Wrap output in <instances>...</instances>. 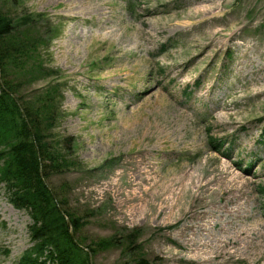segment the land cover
<instances>
[{
	"label": "rangeland",
	"instance_id": "1",
	"mask_svg": "<svg viewBox=\"0 0 264 264\" xmlns=\"http://www.w3.org/2000/svg\"><path fill=\"white\" fill-rule=\"evenodd\" d=\"M0 7L15 20L34 16L47 38L41 59L53 75L21 80L20 94L59 84L49 139L69 167L50 183L67 186L86 222L81 240L121 241L94 264H132L123 246L132 232L151 264H264V0ZM30 224L0 182V264L32 246Z\"/></svg>",
	"mask_w": 264,
	"mask_h": 264
},
{
	"label": "trees",
	"instance_id": "2",
	"mask_svg": "<svg viewBox=\"0 0 264 264\" xmlns=\"http://www.w3.org/2000/svg\"><path fill=\"white\" fill-rule=\"evenodd\" d=\"M39 23L32 15L12 19L0 8V179L13 205L26 210L32 219V246L17 264H91L83 247L86 243L77 236L86 222L69 208L64 196L67 186L54 189L47 183L52 174L69 167L64 148L48 138L58 121L62 91L59 84L49 83L36 91L37 96L20 94L21 80L33 83L53 73L41 59L47 38L37 30ZM35 72L43 74L42 78L32 79ZM259 191L264 195V183ZM136 235L125 236L124 251L135 255L132 264H151L135 245ZM119 242L113 238L95 248L86 247L96 253Z\"/></svg>",
	"mask_w": 264,
	"mask_h": 264
},
{
	"label": "bare ground",
	"instance_id": "3",
	"mask_svg": "<svg viewBox=\"0 0 264 264\" xmlns=\"http://www.w3.org/2000/svg\"><path fill=\"white\" fill-rule=\"evenodd\" d=\"M215 9H216V7H206V11L209 12V13L213 12ZM228 244H231V242L227 241V245Z\"/></svg>",
	"mask_w": 264,
	"mask_h": 264
}]
</instances>
